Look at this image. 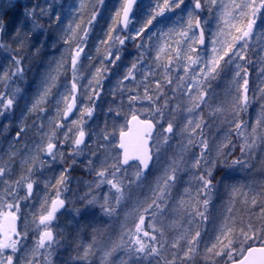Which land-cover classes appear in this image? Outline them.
Returning a JSON list of instances; mask_svg holds the SVG:
<instances>
[{
  "label": "snow or ice",
  "instance_id": "snow-or-ice-1",
  "mask_svg": "<svg viewBox=\"0 0 264 264\" xmlns=\"http://www.w3.org/2000/svg\"><path fill=\"white\" fill-rule=\"evenodd\" d=\"M137 0H120L119 8L111 17V22L108 25L107 31L104 34V39L97 46V55L100 56V66L95 69V73L88 81V86L82 88L79 84L78 65L81 59V54L85 52L84 45L86 44L92 26L97 22V17L100 15L99 8L104 6V0H93L91 4L86 0H80L78 15L74 18L73 23L67 26L64 42L71 47L72 41H78L75 49L71 54V71L73 74L70 87L65 85L66 91L61 94L56 100V116L50 121L52 131L45 133L40 142L36 145L37 155L43 153L51 157L54 161L57 155L63 156L60 149L61 144H68L74 152L81 151V145H85V138L88 133L85 131V117L91 119L93 117L96 101L101 98L103 91V80L105 73L109 70L108 65L115 66L121 60L122 49L126 46L128 40L139 41L136 43L138 55L133 59L127 71L117 81L116 89L114 90L115 99L120 100V105L117 109L109 107V112H115L120 115L119 108L123 106V97L127 94V103L131 108L138 101L147 100L150 102V107L145 109L152 119H140L136 111L131 115V122H135L134 129L130 128L126 133L123 130L120 132L119 148L122 149V154L118 153L115 156L110 154H100L92 152V158L87 161V167L90 171L95 172L97 179L93 181L96 188L102 185H109V194L103 197L104 204L101 205L105 214L111 215L115 212L116 207L120 205L125 196L126 189H131L133 185L139 187L138 182H142L143 178L150 170L154 155L153 147L149 141L152 138L154 130L159 128V133L156 136L155 148L157 152L162 147L166 146L174 136L180 135L187 137V144H184L181 154L173 160V162L164 168L159 176L154 181V187L150 188L151 196L143 201H138L130 214L131 223L134 228H131L127 233L121 235L120 241L112 242L110 250L104 253L108 257L117 248L123 246L129 248L132 253H146L147 255H156L164 257L160 249L152 246L141 238L148 237L153 243H159L161 248L164 247L165 226L161 222L160 217L163 216L162 205H166L168 199L171 198V191L175 187L178 179L177 173L186 166L184 153L189 148L199 143L200 154L190 161V166L193 169L203 171L202 175L192 173V179L197 183L196 196L192 197L189 189H185L188 199L180 197L177 201V207L174 211L183 217L187 214L190 216L188 223L194 224L196 217H200L201 221L207 219L206 211L212 198L213 188V170L216 161L208 158L209 145L205 139H195L197 136L203 135L202 127L204 126L203 112L198 117L194 118L193 114L198 109H211V113H225L230 111L231 116L228 120L238 137H243V142L239 146L241 157L232 160L233 165L245 167L251 160L243 157L251 152H254L259 144H264V103L260 104L261 114L256 119L255 123L248 125L243 120L242 113L247 111L251 103L249 93L248 80V65L252 62L250 59L249 38L253 35L254 25L258 14L264 10V0H229L227 5L224 0H192V9L187 11L186 20H182L179 27H170L167 32L159 30L158 32L151 31L153 22L158 19L162 20L169 13H176L177 10H183L185 0H151L149 8L146 10V19L135 29L133 33L130 31V25L133 24L134 5ZM37 6H33L32 10L26 11L25 15L29 17L36 16ZM213 7H221V27L216 34L218 37L221 34H230L234 32L229 40L225 38L220 41L214 38L211 41V48L208 55H201L199 46L206 44L205 32L202 27V21L199 17V12L208 8L209 11ZM90 10V14H89ZM43 14V9H41ZM87 16V20H85ZM57 21L60 17H56ZM79 22H76V21ZM235 21V23H233ZM74 24V26H73ZM39 27L38 24L34 25ZM4 29V23L0 19V32ZM79 30V31H78ZM178 37V38H176ZM154 39H163L166 42L168 49L165 52V46L156 47L150 43ZM174 45V46H173ZM0 47L5 45L0 44ZM153 51L155 57L153 58ZM161 53H164L168 59L166 63H161ZM90 59H92L90 57ZM15 65V71L9 74L5 71L0 75V84L7 87L8 81L12 76L22 75L23 68L22 58L12 57ZM242 62V63H241ZM154 65V66H153ZM229 65H234L232 82L236 85L235 91L229 90L228 95L231 97L229 106L225 107L224 102L217 103L215 108L211 107L213 93L210 91L211 82L216 80L222 71ZM174 66V67H173ZM196 66H199L198 68ZM163 69L162 73H158L157 69ZM175 68H182L183 75L178 76L174 80L172 73ZM264 73V67L261 68ZM139 76V80H138ZM56 77H51V82H45L46 86L43 91L38 93V98L31 104L30 113H44L47 98L51 94L52 87L55 86ZM128 81L129 84L124 82ZM154 84V87L152 86ZM175 86L173 87V85ZM186 85V87H185ZM143 93L140 94V89ZM18 92L19 89H16ZM260 100L264 101V89H260ZM171 92V95L169 94ZM85 96L89 105L79 109L77 119L71 120L68 123V117L77 109L79 96ZM179 97V99H177ZM187 102L185 105L183 101ZM15 104V93L9 95L6 91L0 90V116L6 112H10ZM188 113V117L183 127L177 130L176 117L181 112ZM130 122V123H131ZM42 127V125H41ZM248 135H245V130L249 129ZM57 129L63 131L58 135ZM7 131V128L5 129ZM25 129L21 127L17 133V142L24 133ZM109 133L107 128L100 134L102 143L98 144V148L107 149L110 143ZM231 135V133H229ZM249 136L251 142H249ZM221 148H228V152H221L220 157L231 155L235 151L236 145L228 141L222 144ZM15 154L13 153L9 159V165L13 162ZM158 158V157H157ZM28 163H35V157ZM75 163V160L72 161ZM45 161L40 159V165L43 166ZM134 169L132 175L129 171ZM26 174H22L19 179L10 181V166L0 167V264H40L38 257L41 255L40 249H45L43 254L48 264H52L49 257L54 244L59 243L57 234L54 233L52 224L56 219V214L60 209L65 207V199L61 198L62 187L66 188L69 171L64 170L56 178L55 184L45 183V195L40 201V207L37 212H33L32 223L37 226V233L34 239V246L25 250L23 248L24 241L28 239V231H17L16 221L20 218L21 201H27L34 195V185L37 181L31 179L33 172L32 167H27ZM7 178V179H6ZM127 181V183H125ZM91 188L92 185H89ZM55 192L53 196L48 192V189ZM114 190V193H113ZM23 192V195H20ZM203 193V197H201ZM244 197L246 206L251 205L259 207V216L264 220V190L260 192V199L256 196L249 197L247 193H243L240 189L233 187L230 193V203L237 195ZM114 199L115 203L112 202ZM89 204L98 203L95 196L87 201ZM202 204L204 211H200L198 205ZM229 213H233V208L227 209ZM160 227H157V224ZM235 221L232 216L225 217L224 223L221 226L220 235L217 236L216 243L206 247V251L216 256H227L229 260L232 258V252L228 250L232 245V240L228 238L229 234L235 230ZM175 226H179L178 222L173 221ZM147 229H151L149 232ZM264 231V227L261 229ZM255 226L249 222L246 226L241 224L240 232L245 240L252 238L249 233H255ZM158 232L159 236L152 233ZM124 235H127L128 240H124ZM15 237V238H14ZM221 237L227 240L226 244L221 246ZM203 237L197 226L196 229H188L181 233L179 237L170 243L172 248H180L184 252L183 257H178L175 252L171 253L173 259L166 260L165 264H176L177 259L180 264H188L191 254L196 250ZM181 240L184 241L181 244ZM130 245H135V248H130ZM219 246V250L218 249ZM96 248V238L93 237L92 243L84 246L78 254L73 257L74 260L83 261L89 264V257L94 255ZM103 264V262H102ZM227 264V261L225 262ZM240 264H264V248L248 249V256L245 257Z\"/></svg>",
  "mask_w": 264,
  "mask_h": 264
},
{
  "label": "rangeland",
  "instance_id": "rangeland-1",
  "mask_svg": "<svg viewBox=\"0 0 264 264\" xmlns=\"http://www.w3.org/2000/svg\"><path fill=\"white\" fill-rule=\"evenodd\" d=\"M12 1L13 0H0V6L10 4ZM119 4L120 0H111L105 6L117 7ZM79 5L80 3L78 2L74 6H66L61 11L64 17L61 16L63 19L57 23L56 27L53 29V33H51L50 36L48 35V38L43 36L40 39L37 38L36 40L30 42V40L24 38L23 34H20L17 37L15 36L16 39H14L12 43L16 46L17 51L12 52V54L17 58H22L21 66L23 68V72L22 75H18L17 78L16 76H12V78L8 81L6 88L3 84H0V90L6 91L9 95L15 93V104L13 109L10 112H6L3 116H0V167L10 166V181L19 179L22 174H26L25 170L27 167H32L33 172L31 179L37 181V183L34 185L33 197L27 201L20 202L21 213L18 214L20 217V231H28V239L24 241L23 248L27 250L34 246V239L37 233L35 228L37 226L32 223V213L39 210L40 201L45 195V183L50 181L51 183L55 184L56 178L64 170H68L70 173L66 188L61 186V198L65 199L66 201L65 210L64 212L57 215L52 224L54 233L57 234L59 243L54 244L52 249L47 250L51 251L52 253V255L49 257V259L52 261V264H85L83 261L74 260L73 257H75L78 252L90 242H79V248L74 249L75 253L77 254L72 256V258H70V254H66L67 258L63 257L62 253H64L63 247L73 248L70 243L65 242V236H67L69 233H75L76 236L82 234L78 226V221L81 219V215H83V212L81 211L83 207H80V204L83 203V199L89 194V191L93 190V196H95L99 202L89 204L87 199L84 201V205L86 204L85 208L93 206L98 208L99 211H94L91 208V210L85 212L84 215L90 213L93 214L92 212H94L96 220L99 221L100 227H97L99 228L97 229L99 232L96 233L98 235L96 236L95 253L89 257V264H102V262L103 264H123L125 259L127 264H129V262L130 264H163L165 263V259H173L171 255L173 252H175L178 257H183L184 252L180 248L170 247V243L179 237L185 230L196 229L197 226L199 229L201 228V235L203 239L201 243L196 246V250L191 254L190 259H188V264L198 261L202 264H225L226 261L229 263L234 259L241 257L246 247L250 245H256L255 242L259 239L263 242L261 245H264V235H261L264 234V231L258 230L254 233V236L249 234L252 238L245 240L240 232L241 227H237L238 223H236L235 230H237L238 233L235 234L234 230V232L228 236V238L233 236L232 245L228 249L232 252L231 260H229L227 256H216L206 251V247L210 248L213 243H216L215 238L220 235L221 226L224 223L225 217L231 215L227 209L229 207L232 208V204L234 202L233 200L230 203V193L232 188L236 187L243 193H247L248 196L252 194L250 188H248L249 186L245 185L241 181H238L237 179H231V176L227 175L228 173H225L224 176H222L218 184H214L215 187L213 188L212 198L205 213L207 216L206 220L201 221L200 217H196V222L194 224H190L188 223L190 219L189 215L185 214L183 217H181L176 211H174V209L177 207V201L180 199V197L183 196L185 200L188 199L185 189H189L192 197L196 196L197 183L194 179H192V173H194V171L197 172L199 169H193L190 166V161L194 158L192 154L193 149H195L194 154H198L196 151L200 149L199 143H196L192 145L186 153L183 154L186 166L183 168V170L177 173L178 179L176 181L175 187L171 191V198L167 200L166 205H162V208H167L165 211L166 213L163 214L161 219V222L165 226L164 247L161 248L159 243H153L148 237H143V234L141 233V238L144 239L146 243H151L154 246L156 244L155 247L160 249L161 254L164 257L162 259L160 256L159 260H161V262L159 260H156L155 262L151 261L154 255H147L146 253H132L129 248L123 246L117 248L110 256L105 257L104 253L111 249L112 242L115 241L118 243L122 234L127 233L130 228L134 230L131 223L132 217L130 214L132 213L136 203L151 196L150 188L154 187V181L156 177L159 176L162 170L169 166L173 160L181 154L183 145L187 144V137L186 135L184 137L176 135L168 142L166 146L162 147L157 152L155 143L156 136L159 133L158 131L156 135L152 137L153 152L156 153V155H154L153 165L149 175L145 176L142 182H138L140 184L139 187L133 185L131 189H126L123 200L121 201L120 205L116 207V210L113 214L107 215L104 213L101 205L104 204L103 197L109 194V185L104 184L100 188L95 187L93 181H95L97 177H88V175H94L95 172L88 169L87 161L89 158H92V152H97L98 155L110 154L115 156L118 154L116 150L117 135L121 130L124 129L126 119L133 114L134 110L141 118L150 116V114L145 111V109L151 106L149 101H138L130 108L127 103V94H125L123 97V106L119 108L120 115H116L115 112H109L107 109L104 114L98 116L100 107L102 105H107L108 108L112 107L114 109H117L120 105L119 99H115V103L113 102L114 90L116 89L117 81L127 71L128 67L130 66L129 63L133 61V57H127V55L122 53L121 60L117 62L115 66L111 64L108 65L109 70L105 73V78L103 80L102 95L101 98L96 101L93 117L91 119L85 117L86 123L84 127L88 135L85 138V145H81V151L79 153L74 152L72 147H70L68 144H63L66 147V149L60 148L63 152V156L57 155V158L54 161L51 157H48L43 153L37 155V143L40 142L45 133H50L52 131L50 121L56 116L55 102L60 98L61 94L66 91L65 85L70 87V83L73 78L70 66L71 54L74 51L75 45L78 43V41H72L70 47L64 42V40L67 38L65 36V30L69 24L73 23L74 18L78 15L76 10L79 8ZM47 6L54 7L55 5L51 4ZM3 10L0 9V17L5 11ZM201 21L202 24H204V21ZM76 22H78V20ZM108 25L109 20L106 19L105 22L104 17L97 18V22L92 26L88 40L84 45L85 52L81 54L77 73L79 77V84L82 88L88 86V81L95 73V69L100 66V56L97 55L96 51L100 41H98L96 36L103 34L101 30H103L104 27L108 28ZM134 27V24L132 27H130V31L133 33L136 29V27ZM3 31L4 32L2 36L4 39L5 33H7V31L4 29ZM212 39L214 38L212 37L206 40V44L204 45L205 51L207 52V54L204 55L205 57L208 55V52L211 48ZM127 42L131 43L133 41L128 40ZM27 48L30 50V54L24 53ZM88 50H90V53L87 55L86 52ZM90 57L92 59H90ZM196 67L198 68L199 66ZM5 71H8L11 75V73L15 71V65L12 59L8 57L3 58V52L1 50L0 75H2ZM162 72L163 71H161V73ZM225 72L226 71L224 70L223 74H225ZM25 73H27L28 76H25ZM53 76H55L57 79L55 81V86L52 87L51 94L47 98L45 112L30 113L29 108L31 107V104L38 98V93L43 91L44 87L46 86L45 82L47 81L50 83L51 77ZM223 77L225 78L226 75ZM221 79L222 75L220 74V76L214 81V84L213 81L211 82L212 88L210 91L214 94L212 101L217 100V103H219L218 95ZM11 80H16L18 82L15 88L9 84ZM124 83L126 85L129 84L128 81H125ZM152 86L154 87V84ZM174 86L175 84L173 87ZM233 87L235 88L236 86ZM16 89H19V91L17 92ZM229 90L225 91V94H228ZM231 91L234 92L235 89H231ZM142 93L143 89L141 88L140 94ZM177 99H179V97H177ZM183 103L186 105V100L183 101ZM86 105H89L88 99L85 96L80 95L77 109L69 121L77 119L79 115V109ZM211 107L215 108L216 104L211 103ZM205 109L207 110V108ZM210 112L211 109L207 111V116L211 119L215 113L210 114ZM199 114L200 112L196 111V113L193 114V117L196 118L199 116ZM187 117L188 113L184 111H181L177 115V130L183 127ZM211 126L212 125L209 123L203 126L202 139L208 141V158L215 161V159L220 156L219 151L222 149V142L224 143L228 140L227 135L229 132L222 129L224 134H222L221 137H215L214 135H217L221 128L218 126L212 128ZM21 127H23L25 131L17 142L16 136L17 133L20 132ZM105 127L107 128V132L110 134V143L106 150L103 148H98V144L102 143L100 140V134L105 129ZM6 128L7 131H5ZM56 131H59L58 133L60 134L63 130L57 129ZM195 139L199 140L200 138L197 136ZM218 141H220L219 144L217 143ZM215 144H218V148H214ZM214 149L215 152H213ZM13 153L15 156L13 162L9 165V159ZM33 157H35V163H28L29 161L33 160ZM41 158H43L45 161L43 166L40 165ZM73 160H75L74 164L72 163ZM228 170H230V168ZM228 170L227 172H229ZM133 172L134 169H131L129 171V175H132ZM201 174H203V171L198 175ZM125 183H127V181H125ZM89 185H92V187L90 188ZM48 192L54 198L55 192L51 188L48 189ZM23 194V192H20V195ZM221 194H228V198L226 197L227 199H225L224 196L221 197ZM93 196H91V199ZM240 196L241 195L238 194L235 198H239ZM242 198L244 200L243 196ZM112 202L115 203L114 199H112ZM74 204H76L75 208L73 207ZM257 216H259V214H257ZM164 218L165 221H162ZM173 221L178 222L179 226H175ZM239 221L241 226V215H239ZM252 224L255 225V223ZM79 225L83 231L87 232L90 228L94 227L93 217H85L81 219ZM245 225H248L247 221L245 222ZM157 227H160V225L157 224ZM147 230H150V232L152 231L151 229ZM152 234L159 236L158 232ZM123 238L126 241L129 237L124 235ZM180 243L183 244L184 241L181 240ZM226 243L227 240L224 239V237H221V246ZM129 247L135 248L136 246L130 245ZM217 250H219V246ZM39 251L41 254L46 252L45 249H40ZM128 257H130V259ZM38 258L41 261V257ZM178 263H180L179 259L176 261V264ZM42 264H48V261L43 258Z\"/></svg>",
  "mask_w": 264,
  "mask_h": 264
},
{
  "label": "trees",
  "instance_id": "trees-1",
  "mask_svg": "<svg viewBox=\"0 0 264 264\" xmlns=\"http://www.w3.org/2000/svg\"><path fill=\"white\" fill-rule=\"evenodd\" d=\"M109 1L111 0H104V6L99 8L100 15H98L97 18L104 17L105 22L107 19L109 20V24H110L111 17L114 16V13L119 8V5L117 7L105 6ZM78 2L80 3V0H13L10 4L0 6L1 10L3 9L5 10V11L3 10L4 13L1 15L0 19H2L4 23V30L7 31V33H5L4 39L2 36L4 31L0 32V44L5 45V47H0V51L2 50L3 52V58L8 57L12 59V57L14 56L12 52L17 51L16 46L12 43V41H14V39H16V37L20 34H23L24 38L30 40V42L36 40L37 38L40 39L43 36H46L48 38L50 34L53 33V29L56 27L57 23H59L61 19H63L61 18V16L64 17L61 11L66 6H69V5L74 6ZM86 2L92 3L93 0H86ZM150 3H151V0H141L140 3L137 5V7L134 9L133 16H134L135 21L133 24L136 28H138L146 19L145 12L149 8ZM228 3H229V0H224L225 5H227ZM51 4H54L57 9L55 8V6L54 7L47 6ZM33 6H37L35 9L36 16L29 17L25 15L26 11L33 9ZM192 7H193L192 0H185V5L182 6L183 8L182 11L177 10L176 13L167 14L166 17L163 18L162 20L158 19L157 21H154L153 26H150L151 31L158 32L159 30H163L164 32H167L168 28L170 27H174V26L179 27L182 20L187 19L186 13L187 11L191 10ZM41 9H43V14H41ZM222 11L223 9L221 7H213L211 11H209L208 8H204V10L199 12L200 19L204 21V24H202V27L205 32L206 40L212 37L218 38L220 41H224L225 38L230 40L232 38V35H235L234 32H231V30H229L230 34H221L218 37L216 36L222 24V21H221ZM89 14H90V10H89ZM57 16L60 17L59 21H57L56 19ZM85 17H86L85 19L87 20V16ZM233 23H235V21H233ZM36 24H38L39 27L34 26ZM133 24L130 25V27H132ZM106 31H107V28L104 27L103 30H101L103 34L96 36L98 41H101L102 39H104V34ZM138 42L139 41H133L131 43L126 42V46L122 49V53L127 55V57H130V56L133 57V59L137 57L138 50L135 45ZM248 42L250 45V59L252 61L247 66L248 67V77L247 78L249 80L248 95L251 99V103L249 107L247 108V111L243 112L241 115L243 117V120L246 121L248 125H252L255 123L256 119L261 114L260 104L264 103V101L260 100V91H259L260 89H264V73L261 72V68L264 67V10H262V12L258 14L257 16L256 24L254 25L253 35L251 38H249ZM150 43L154 44L156 47L165 46V52L168 51L166 47V42L163 39H159V40L154 39V41ZM199 48L201 51V55L204 56L207 54L204 46H199ZM24 53L30 54V50L27 48ZM89 53H90V50L86 52L87 55ZM152 55L154 58L155 51H153ZM161 57H162L161 63H166L168 57L164 53H161ZM233 69H234V65H229L227 68H225V71H226L225 74H223V71L221 72L222 79H221V84L219 86L220 90H219V95H218L219 99L221 100L218 99V102H224L225 107H228L229 102H230V96L227 93L225 94V91H228L229 89L230 90L235 89L233 86H236L232 82ZM161 71H163L162 68L157 69L158 73H161ZM27 73H25V76H28ZM172 75L175 80L176 78H178V76L183 75V69L175 68ZM225 75L226 77L224 78L223 76ZM27 81H28V77H27ZM214 81H213V84H214ZM17 83L18 82L16 80L15 81L11 80V82H9V84H11L13 88L16 87ZM211 88H212V85H211ZM169 94L171 95L170 92ZM215 101H212L211 103H214L217 105V100ZM107 109H109L107 105H102L100 107V112L98 113V116H101L102 114H104L107 111ZM207 111H209V109L207 108L206 110L203 106L201 109L197 110V112H200V113L203 112L204 125L209 123L212 125L211 126L212 128L217 127V126L221 128L220 132L217 133V135H214L215 137L217 136L221 137V135L224 134L222 132V129H224V131H228L229 133H231V135L228 134L227 135L228 140L225 141L224 143L222 142V144H226L228 143L229 140H231V142L236 145V149L234 152H232L231 155L224 156L223 158L219 156L218 158L215 159L216 165L213 170V184H218L222 176H224L225 173H228L227 175L231 176L230 177L231 179H237L238 181H241L245 185L249 186L248 188H250L251 193H252L251 195H249V197L256 196L257 200L259 201L260 199L259 194L262 190H264V149H263L264 144H259L254 152L248 153L243 157V159L248 160V156L249 155L251 156V160L249 161L247 166L241 167L240 165H233L232 160L241 157L239 146L243 142V137H238L237 133L233 131L232 126L229 124L228 120L231 116L230 111H227L223 114L215 113L211 119L210 117L207 116ZM145 118L152 119L151 115L145 116ZM249 131H250V128L245 130L246 136L248 135ZM58 132L59 131H57V134H59ZM198 137L200 139L202 138L201 136H198ZM249 142H251L250 136H249ZM217 143L219 144L220 141H218ZM218 144H215L214 148H218ZM60 148L66 149L65 145L63 144L60 145ZM200 151L201 149H198L196 151V153L198 154H194L195 149H193L192 151L193 156H199ZM228 151H229L228 148H222L219 151V153L228 152ZM213 152H215V149ZM229 168L230 170H228ZM227 170L229 172H227ZM195 173L198 175L202 173V171L198 170ZM148 175L149 173L146 176ZM88 177L96 178L95 174L88 175ZM93 193H94V190L89 191V194L85 196V198L83 199V203L80 204V207H83V209H81V211L83 212L82 213L83 215H81V219L85 217H93L94 227L90 228L87 232L83 231L79 225V222L81 220L80 219L78 221V226L82 234H79L78 236H76L75 233H69L67 236H65V242L70 243L73 248L63 247V252H64L62 253L63 257L67 258L66 254H70L71 257L70 256L69 257L72 258V256H75V254H77L75 253L74 249L79 248V242L87 241V242L92 243L93 237L95 236L96 238V236L98 235L96 234L99 232V230H97L99 228L97 227H100V225H99V221L96 220L94 212H92L93 214L90 213V214L84 215V213L91 210V208L94 211H99L98 208H95L93 206L85 208L86 204L84 205V201L87 199L90 200L91 196H93ZM203 195L204 194L202 193L201 197H203ZM220 196L221 197L224 196L225 199L228 198V194L227 195L221 194ZM233 200L234 202L232 204V208L234 212L231 213V215H232V218L235 221H237L238 223L237 227H241L240 221H239V215H241L242 225L245 226V228H246V225H245L246 221L248 224L249 222L255 223L254 225L256 228L255 232H257L258 230H261L262 227H264V220H261L260 216H257V214H259L260 212V209L258 206L254 208L251 205L246 206L242 196H240L239 198H234ZM75 206L76 204L73 205L74 208ZM198 207L200 208V211H204L202 204L198 205ZM166 209L167 208L163 210L164 214L166 213L165 212ZM161 219L162 217H160V220ZM162 221H165V218ZM158 225L160 224L158 223ZM199 230L201 232V228ZM148 231L150 232V230ZM237 233L238 231L235 230V234ZM249 234L254 236V233H249ZM261 235H264V234H261ZM229 239L232 240L233 236H230ZM149 244L154 246L151 243ZM255 244L261 245L263 244V242L262 240L259 239L255 242ZM39 257H41V261L40 260L39 261L42 264V261L44 258L43 253ZM128 258L130 259V257ZM159 259H160V256L154 255L151 261L155 262L156 260H159ZM125 260L123 261L124 262L123 264H127ZM159 261L161 262V260ZM150 264H153V263H150ZM191 264H202V263L198 261L195 263L191 262Z\"/></svg>",
  "mask_w": 264,
  "mask_h": 264
},
{
  "label": "water",
  "instance_id": "water-1",
  "mask_svg": "<svg viewBox=\"0 0 264 264\" xmlns=\"http://www.w3.org/2000/svg\"><path fill=\"white\" fill-rule=\"evenodd\" d=\"M139 2V0H137V3ZM136 5H134V7H135ZM73 114V113H72ZM72 114L68 117V120H69V118L72 116ZM64 122H66V121H64ZM131 117L128 119V121H127V123H126V130L124 131V132H126V133H128L129 132V129L130 128H132V129H134V127H135V122H131ZM154 132H155V130H154ZM153 132V133H154ZM119 142H120V135L118 136V145H117V150L119 151V153H121L122 154V149H120L119 148ZM149 144H151V141H149ZM62 209H60L58 212H60ZM57 212V213H58ZM16 225H17V231H18V220L16 221ZM3 237L2 236H0V239H2ZM15 238V237H14ZM250 248H253V249H261V248H264V246H262V247H257V246H252V247H250ZM250 248H248V249H250ZM248 249L245 251V253L243 254V256L240 258V259H238V260H236V261H233V262H231V263H229V264H240V262L241 261H243L244 259H245V257L246 256H248Z\"/></svg>",
  "mask_w": 264,
  "mask_h": 264
}]
</instances>
